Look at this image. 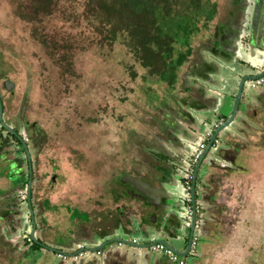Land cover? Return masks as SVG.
I'll list each match as a JSON object with an SVG mask.
<instances>
[{"label": "rangeland", "instance_id": "1", "mask_svg": "<svg viewBox=\"0 0 264 264\" xmlns=\"http://www.w3.org/2000/svg\"><path fill=\"white\" fill-rule=\"evenodd\" d=\"M124 1L0 0V81L9 79L15 83L8 96L10 112L16 113L21 103H26L30 121L49 134L45 145L48 158L41 156V164L43 171H50V164L57 166L58 179L52 189V208L48 217L53 225H69L66 209L70 207L75 209L71 212L74 223L77 220L79 224L77 229L62 232L56 241L47 244L67 253H74L76 249L71 248H75L82 239L94 245L104 238L96 229L85 227L90 222L89 215L85 213H118L125 206L121 193L135 188L129 180L123 181L130 175L136 179V160L140 164L147 161L148 156H154L152 151L168 154V146L177 137L169 125L170 119L174 123L186 119L173 103L170 104L171 100H165L169 85L149 74L130 49L129 38L122 34L115 38L112 34L114 25L120 26L119 17L124 18V23L127 20L121 9ZM204 2L207 12L211 6H216V15L208 21L209 24L200 28L196 36L190 37V47L193 48L209 47L224 38L222 34L217 36L219 39H214L212 34L227 8L226 0ZM111 4L116 6L115 10H109ZM220 24L216 25V30ZM257 51L262 55L260 49ZM246 84L245 92H251L248 80ZM256 92L252 90L253 94ZM168 96L171 97L169 93ZM165 118L168 119L165 121ZM210 123H204L202 135L192 141L193 151L199 146L205 131L212 129ZM261 128L250 114H246L243 118L238 116L228 132L239 133L242 140L238 147H241L242 143L254 140L252 136ZM225 135V132L219 134L222 143ZM212 157H218V152L213 149L199 170L198 190L204 183V174L213 167ZM184 158L187 166L189 156ZM232 166L235 168L236 164ZM12 172L10 180L17 185L16 171L13 169ZM0 175L4 176L3 172ZM180 179L183 180L182 173ZM4 180L0 177L1 187ZM243 186L238 190L236 186L232 187L228 193L234 203L233 214L235 217L238 214L241 221V226L232 231L235 236L233 243L219 245L220 248L213 250L205 263L204 252L213 245L207 236L206 220L214 209L205 207L204 212L198 215L202 229L195 231V235L200 237L199 248L196 254L181 257L186 264H264V175L260 172L255 182L246 188ZM18 187L22 185L18 183ZM6 192L0 189V196ZM17 195L22 200L26 189H19ZM198 199L206 202L199 192ZM33 211L35 221L41 223L38 210ZM30 214L29 204L12 213L0 209V264H63L57 252L44 248L35 251L26 241L22 229L26 230V226L31 224ZM15 217L20 218L19 222ZM153 217L158 218L153 214L150 225L154 224ZM243 219H246L247 226ZM161 223L159 218L157 224ZM53 225L51 227L55 230ZM52 228L51 236L54 234ZM149 230L148 237L141 233H123L121 229L115 233L142 241L151 236L154 238L153 235L158 233L154 229ZM188 232L189 227L182 226L176 231L178 238L164 232L158 234L182 250L186 246ZM37 238L42 240L39 233ZM68 238L73 242H66ZM122 249L128 250V246L121 248L118 243H112V247L107 245L102 250L106 256L112 257L118 256ZM143 252L142 259L151 255L154 260L163 258L168 264H179L165 251L150 247ZM96 254L86 256L89 260L83 257V264H93ZM68 261L73 262L72 259Z\"/></svg>", "mask_w": 264, "mask_h": 264}, {"label": "crops", "instance_id": "2", "mask_svg": "<svg viewBox=\"0 0 264 264\" xmlns=\"http://www.w3.org/2000/svg\"><path fill=\"white\" fill-rule=\"evenodd\" d=\"M226 4L227 8L220 18L221 24L216 30V25L220 23L217 22L212 34V38L214 37V39L221 37L222 34L224 38H218L219 43L210 44L209 47H207L208 45H201V47L197 48L192 47L191 55L179 70L177 82L173 86H169L168 93L171 97H169L167 93V98L165 100H171L170 104L173 103V106L178 108V111H181V113L186 116L185 120L182 119L181 121H176V123L170 119L169 125L174 129L177 137L172 140L173 143L170 144V147L168 146L167 151L169 153L162 154L160 151H152L154 156H148L147 161H141L140 158H138L141 164L136 160L134 165L137 173L136 179L132 178L130 175V178L126 176L123 181L129 180L130 184H133L135 188L133 190H125L121 193L125 198V206L121 207V209H127L128 211L125 210L124 213L129 217H131L132 213L138 216L140 222H138V224L136 221V223L139 227H153V225H156L154 226L156 229L157 226L159 227L164 224L166 226L165 232L172 235L174 225H176L177 220H180L181 215H183L181 205L184 202L183 180L180 179L183 168H178L176 164L185 163L184 157L189 156L192 152L191 147L193 148V146L190 145L194 139L198 140L200 135H202L204 123L211 121L210 126L212 129L206 130L205 133L211 132L213 134L216 125H221L231 116L242 79L249 75H259L264 71V56L262 60L256 59L250 61L253 55L258 58L261 56V53L259 55V51L256 49L254 54H251L250 50L246 48V43L243 42L241 37L244 32L240 33V27L238 28L240 23L233 17L235 7L239 4L238 1L226 0ZM225 75L228 76L225 77ZM246 83L236 118L238 116L243 118L246 114H250L262 128L260 132L252 136L254 140L242 143L241 147H238V143L241 142L242 137L238 135L231 140L233 146H219L217 151V158L219 159H214L212 157L211 162L213 167L209 172L204 174V183L201 185V190L197 189V201L203 206L202 213L205 207H214V209L211 210L210 218L208 217L206 220L208 229L207 236L210 241L213 242V245L208 247L204 252L205 263L210 259L211 252L216 248H220L219 245L222 246L224 243H233V238H235V236L232 235V231L233 229L237 230L241 226L240 218H237L238 214L236 217L233 214L232 207L234 203L229 195L230 189L236 186L235 188L238 190V188H242L243 185L246 186L251 182H255L260 172L264 175V85L252 89L248 83L251 92H245ZM252 90H257L258 92L253 94ZM251 106L253 108H251ZM166 119L168 118H165V121ZM169 130L172 133L171 128ZM167 132H169L168 129ZM233 163L236 164L235 168H232ZM55 179L56 181L52 183L51 176L46 177L42 180L46 187L43 190L39 189V192L41 191L42 193L43 191V194L49 197L50 200L52 199L51 193L53 186L57 183L58 177ZM135 181L136 184L134 183ZM145 185H153L170 192L179 191V196L174 206L166 211L167 216H164L162 213L158 214L155 211L152 212L148 208V201L145 200L143 193L139 190V187H144ZM179 185H182V187ZM20 189H23V187ZM198 192L206 199V202L198 199ZM51 208L52 206L49 207L48 214ZM173 212H176L178 216ZM86 214L89 215L90 222H87L85 227L96 229L97 232L104 237L97 243L103 244V242L110 239L109 220L112 213L104 211L99 215ZM153 214L157 215L158 218L156 220V217H153L152 223L154 224L150 225L149 220ZM159 218L162 219L161 224H157ZM69 221V225H65L64 223L52 224L55 231H57H53L55 234V236L53 234L54 237L51 235L45 236L44 233H42L41 227L44 223L41 222L38 224L39 231H37L36 236H38L39 233L42 240H45L44 243L48 241L52 243L56 241L60 233H66L67 230L69 231L72 228L74 230L77 224H79L76 223L77 220H75L74 223V218L69 219ZM243 221H245L247 226L248 223L246 219H243ZM73 223L75 224L74 227ZM28 225V227L26 226V230H24L25 228L22 229V234L31 238L30 232L32 231V225ZM126 233L129 232L127 231ZM153 236L154 238L151 236L149 239L142 240V242L148 243L159 237L157 234ZM122 237L132 240L128 236ZM69 240V238L66 239L68 243ZM71 241L73 242V240ZM81 244H85L86 247H94V245H89L82 239L77 243L75 248L71 249H76L78 251ZM127 253L144 255L143 250L131 249L130 247H128V250H120V255H113L112 257H110L109 254L106 256L102 250L101 255L96 254L97 257H95L93 264H112L113 261L117 259L120 261L123 260L124 255ZM86 258L89 260V257ZM84 260V258H80L78 261L73 260L72 263L68 260H63V264H83ZM124 264H158V260H154L151 255H148V257L145 256V259L136 256L134 259L129 258L127 263Z\"/></svg>", "mask_w": 264, "mask_h": 264}, {"label": "flooded vegetation", "instance_id": "3", "mask_svg": "<svg viewBox=\"0 0 264 264\" xmlns=\"http://www.w3.org/2000/svg\"><path fill=\"white\" fill-rule=\"evenodd\" d=\"M237 1L239 4H237V6L235 7L236 10H234L233 17L234 19H236L238 16V23H240V25L238 26L239 28L242 25L240 22L241 21L240 18L244 16L245 8H247L254 1L253 0H237ZM238 13L241 15H239ZM1 75H3V73ZM7 81H11V80L4 79L2 83L0 81V97H1V104H0V173L3 172L4 174V176L0 175V177H5L4 185L3 187H1L0 185V189L7 190V192L4 195L0 196V209L3 208L5 210L11 211L12 213V212H16L17 209L19 208L22 209L23 206H28L29 204L28 187H29L30 177L32 176L31 178H32L33 184H32V190H31L32 193L30 196L32 207L33 209L38 210V214L42 218L41 222L44 223V225H47L50 227L52 226V224L48 217V209L50 206H52L50 203L51 200L49 199V197L43 194V191L42 193L41 191L39 192V189L43 190L46 187V185L44 184L42 180H44L48 176H51V181L53 183L56 181L55 178L57 177L56 176V172L58 170L57 166L55 165L53 166V164L52 165L50 164L49 166L51 170L43 171V168H42L43 166L41 164V156L44 155V158L46 159L48 158L45 155V151H46L45 145L48 143L49 134L47 131L42 129L37 123H33L32 121H30L29 117L27 116V112H26L27 111L26 103L22 102L21 103L22 106L18 109V111H16V113L10 112V109L8 106V99H9L8 96L14 90L15 83L12 81L14 83V87L11 91H8L7 85H6ZM3 123L8 125L11 130L4 127ZM193 149L194 148H192V152H193ZM191 153L189 154V156L191 155ZM13 166L15 168H13ZM12 168L16 171L14 175L16 176L17 185L15 181L10 180L11 176L9 174L13 173ZM24 178L25 179L27 178L26 181L25 180L23 181ZM18 183L22 185L23 189H26V195L25 197H23L22 200H21V197H18L17 195V191L20 189L18 187ZM144 198L146 201H148V204H149L148 208L152 212L155 211L158 214H161L162 210L159 207H155L153 204H151L149 198L147 197H144ZM183 205H184V202L181 205L182 210H183V215H181L180 220H177L176 225H174V228H173L174 230L172 231V235H171L177 238H178V234L176 233V231L181 229L182 226H184V228L187 227L185 224V220H184ZM72 210L75 211V209H71L70 207H67L66 209L68 219L73 218L71 214ZM201 210L203 211V206ZM19 220L20 218L17 217L15 221L19 222ZM137 220H138V216L134 215V213H132L131 217H129L125 215L122 209H120L118 213L111 215V218L109 220V225H110L109 229L110 231L114 229L116 231L118 229H121L123 233H126L128 231L129 233H133V232L141 233V235H144V236H146L147 233L148 234L150 233L149 229H154L155 231H158L159 234L163 232L167 233L165 232L166 226L164 224L159 227L157 226L156 229L154 227L156 225H153V227L152 226L151 227L141 226V227L133 228V224ZM197 229L199 230L202 229V225H200ZM197 229H195V231ZM115 230H114V233L111 234V237H122L120 233L119 234L115 233L116 232ZM51 231H55V230L52 229ZM195 231H194V236H196ZM158 233L157 235L159 236ZM190 233H191V226L189 227V232L185 240L186 246L182 250H185L188 246L189 239H190ZM197 237L199 239L198 245H197V250H198L200 237L199 236ZM158 238H161L167 241L161 235ZM151 241H149L148 243H150ZM197 250L194 254L197 253ZM190 253H192V251H190ZM175 262H178V261H175ZM124 263H127L126 258H124L121 261L117 259L113 261L112 264H124ZM158 264H168V263L165 262V259L161 258V259H158ZM183 264H186V262L183 261Z\"/></svg>", "mask_w": 264, "mask_h": 264}, {"label": "trees", "instance_id": "4", "mask_svg": "<svg viewBox=\"0 0 264 264\" xmlns=\"http://www.w3.org/2000/svg\"><path fill=\"white\" fill-rule=\"evenodd\" d=\"M123 3L121 9L127 20L124 23V18L119 17L120 26L114 25L112 34L115 38L120 34L128 37L130 49L149 74L173 86L180 68L191 55L190 37L215 18L216 6L207 12L204 0H125ZM115 7L111 4L109 10ZM25 237L33 250H41V246L28 241L29 236Z\"/></svg>", "mask_w": 264, "mask_h": 264}, {"label": "water", "instance_id": "5", "mask_svg": "<svg viewBox=\"0 0 264 264\" xmlns=\"http://www.w3.org/2000/svg\"><path fill=\"white\" fill-rule=\"evenodd\" d=\"M253 1H254L253 3H251L247 8H245L244 18H243V20L240 21L242 24L240 27V33L244 32L241 37L243 39V42L246 43V48L250 50L251 54H254V51L256 49L262 50V55L260 57L256 58L253 55L250 61H253L256 59L262 60V58L264 56V54H263L264 53V0H253ZM262 75H264V71L262 73H260L259 75H256V76L249 75V76H246L244 79H242V81L240 82V85H239V90H238V93H237V96L235 99L233 112H232L231 116L225 122H223L221 125H219V126L216 125L215 131L212 134V136L209 140V143H208L201 159L199 160V162L195 168L194 181H193V186H192V204H193V209H194V217H193L192 225H191V233H190L189 243H188V246L185 250H178L175 247H173L170 243H168L167 241H165L161 238L155 239L154 241H151L150 243H144L142 241L141 242H139V241L134 242L133 240H130V239H127L124 237H111L107 241L103 242V244L94 243V247H86L85 244H81L84 247L80 248L78 251H76L74 253H67L63 250H57V249L51 248L49 246V244H47L50 241L44 243L45 240L41 241L36 236L37 231H39V226H38L37 222L35 221L34 211H33L32 203L30 200V196L32 193L31 192L32 184H33L32 178H31L32 176H31L30 180H29L28 194H29V207L31 209L30 217H31L32 231L30 232V237H31L32 241L34 243H36L37 245L41 246L42 248L46 249V250H50L53 252H63V253L72 254V255L78 254L80 252H88L89 254L95 253V252L98 253V252L102 251V249L104 247H106L107 245H111V247H112V243H118L119 247L128 246L131 249H137V250H144V249H148L150 247H154L157 244H162L165 246L166 249H168L170 252L174 253L175 255H177L179 257H186L191 251L192 242H193V238H194V231H195V227H196V222L198 220V215H200L202 213V210H201V212L197 213V205H199L200 208L202 209L201 203H199L197 201V179H198V174H199V170L201 168V165H202L204 159L207 157V155L210 153V151L212 149L215 150V152H217L219 146L223 147L226 144H228L229 146H233V142L231 143V140L236 135H238L239 133L237 131L236 132L234 131V133L228 132V131H229L232 123H234L235 118L239 112L240 102H241V98L243 96L245 83L247 80H255V79L261 77ZM6 85H7L8 91H11L14 87V83L12 81H7ZM0 104H1V97H0ZM3 126L6 127L7 129L11 130L10 127L8 125H6L5 123H3ZM221 132H225V134H226L224 136L225 137L224 143H222L219 139V134ZM176 165L178 168H180V167L184 168L185 163H182V164L178 163ZM134 183L136 184V181ZM139 190L143 193L144 197H147L150 199L151 204H153L155 207H159L162 210L161 213L164 216H167L166 211H168L172 206H174L176 199L179 196V191L170 192L166 189H162V188H159V187H156L153 185H145L144 187H139ZM173 213L176 216H178V214L176 212H173ZM138 222H140V221L137 220V223ZM137 223L134 222L133 228L139 227L137 225ZM41 228H42V233H44L45 236L51 235V232H50L51 228L49 226L43 225ZM148 236H149V234L147 233L145 237H148ZM69 242H72V241L69 240ZM136 256L141 258V255L137 254V253H131V254L127 253L126 255H124V258H126L128 260L129 258L134 259Z\"/></svg>", "mask_w": 264, "mask_h": 264}, {"label": "built area", "instance_id": "6", "mask_svg": "<svg viewBox=\"0 0 264 264\" xmlns=\"http://www.w3.org/2000/svg\"><path fill=\"white\" fill-rule=\"evenodd\" d=\"M248 83L252 89H255L261 85H264V75L261 77L255 79V80H248ZM212 136L211 132H206L204 134L203 139L200 141L199 146L191 153L189 156V164L187 166L185 165L184 168L182 169V174H183V196H184V220L185 224L187 227H190L192 225V220L194 217V209H193V204H192V186H193V181H194V172L195 168L201 159L208 143L209 140ZM201 212V208L199 205H197V213ZM200 226V223L196 222V227L197 229ZM134 242H136V239H132ZM198 237L194 236L193 242H192V253H195L197 250V245H198ZM28 241L31 242L32 239L28 238ZM84 247L83 245L80 246V248ZM155 250H161L165 251L173 261H178L180 264H183V261L181 260V257L175 255L174 253L170 252L168 249L165 248L164 245L162 244H157L156 246L153 247ZM88 252H80L78 254H67L63 252H57V256L60 259L63 260H69L72 259L74 261H78L80 258L88 256ZM98 255L102 254V251L97 253Z\"/></svg>", "mask_w": 264, "mask_h": 264}]
</instances>
